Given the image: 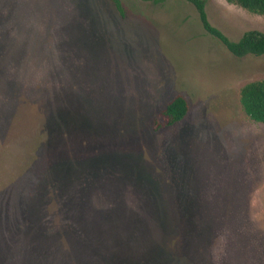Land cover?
Listing matches in <instances>:
<instances>
[{
	"label": "rangeland",
	"instance_id": "obj_1",
	"mask_svg": "<svg viewBox=\"0 0 264 264\" xmlns=\"http://www.w3.org/2000/svg\"><path fill=\"white\" fill-rule=\"evenodd\" d=\"M119 1L0 0V264H264V125L240 103L264 56L185 0ZM204 1L231 41L264 33Z\"/></svg>",
	"mask_w": 264,
	"mask_h": 264
},
{
	"label": "trees",
	"instance_id": "obj_2",
	"mask_svg": "<svg viewBox=\"0 0 264 264\" xmlns=\"http://www.w3.org/2000/svg\"><path fill=\"white\" fill-rule=\"evenodd\" d=\"M119 14L123 17L124 12L119 0H113ZM155 3L160 0H144ZM193 5L202 24L203 29L213 38L217 39L226 50L236 58L247 56L262 57L264 56V33L251 30L245 32L237 41H231L219 29L212 26L206 11L204 0H185ZM228 3L236 5L241 9L264 18V0H226ZM240 103L246 116L255 123L264 125V80L255 81L246 84L240 92ZM189 112V105L183 96H176L160 112L159 117L155 120V131L164 127H173L185 119ZM185 246L181 250L186 253L185 241H179L172 246H163L169 253L175 252L178 245ZM194 264H197L196 261Z\"/></svg>",
	"mask_w": 264,
	"mask_h": 264
}]
</instances>
